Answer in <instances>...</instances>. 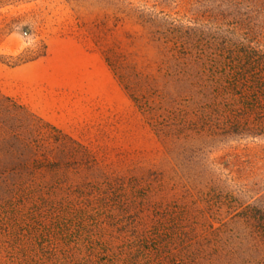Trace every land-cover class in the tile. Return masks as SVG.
Listing matches in <instances>:
<instances>
[{
  "label": "rangeland",
  "instance_id": "rangeland-1",
  "mask_svg": "<svg viewBox=\"0 0 264 264\" xmlns=\"http://www.w3.org/2000/svg\"><path fill=\"white\" fill-rule=\"evenodd\" d=\"M0 264H264V0H0Z\"/></svg>",
  "mask_w": 264,
  "mask_h": 264
}]
</instances>
